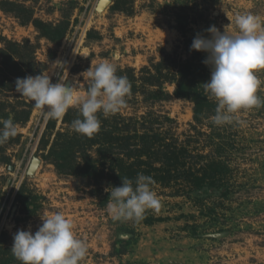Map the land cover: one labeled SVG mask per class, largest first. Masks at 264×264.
Instances as JSON below:
<instances>
[{
	"label": "rangeland",
	"instance_id": "1",
	"mask_svg": "<svg viewBox=\"0 0 264 264\" xmlns=\"http://www.w3.org/2000/svg\"><path fill=\"white\" fill-rule=\"evenodd\" d=\"M98 1L0 0V120L18 126L0 145V264H20L11 253L15 233H35L40 217L54 213L70 219L87 243L82 264H264V105L242 112V123L217 126L210 119L216 102L205 91L199 121L195 103L175 96V80L188 66L204 75L201 86L211 78L207 54L191 50L194 38H210L213 25L234 31L237 14L264 19V0H110L97 11ZM105 60L127 77L131 93L118 114H98L101 128L148 134L154 152L171 144L182 169L194 176L222 162L229 170L221 188L196 191L186 181L154 179L160 210H148L139 223L122 222L107 212L105 189L114 186L108 176L97 186L57 170L53 146L75 140L71 124L79 108L46 120L15 91V81L41 73L53 83L78 80L79 99L89 86L80 74ZM256 75L264 100V70ZM88 150L98 158L96 147ZM33 158L39 165L29 175ZM103 170L108 174L111 165Z\"/></svg>",
	"mask_w": 264,
	"mask_h": 264
},
{
	"label": "clouds",
	"instance_id": "2",
	"mask_svg": "<svg viewBox=\"0 0 264 264\" xmlns=\"http://www.w3.org/2000/svg\"><path fill=\"white\" fill-rule=\"evenodd\" d=\"M210 38L197 35L191 50L207 54L204 63L211 68L210 80L203 84L205 93L216 102L210 118L217 126L230 125L242 112L264 105L257 94L261 80L257 70H264V19L253 14H237L235 30L221 32L214 25L207 29ZM118 60V57H114ZM56 66L63 67L59 61ZM117 65L105 60L81 73L89 86L79 96L80 82L64 80L53 83L50 74L17 78L15 91L33 103L44 119H62L78 106L80 118L73 120L72 130L92 138L101 128L99 115L107 118L126 107L131 84L126 76L117 75ZM0 145L18 133L12 119L0 120ZM151 176L137 174L135 181L124 178L119 187H109L107 212L115 221L139 223L148 210L158 212L161 204L153 190ZM42 224L33 233L18 230L13 236L12 255L20 264H82L88 253L87 243L77 238L73 223L62 213L40 217Z\"/></svg>",
	"mask_w": 264,
	"mask_h": 264
},
{
	"label": "trees",
	"instance_id": "3",
	"mask_svg": "<svg viewBox=\"0 0 264 264\" xmlns=\"http://www.w3.org/2000/svg\"><path fill=\"white\" fill-rule=\"evenodd\" d=\"M37 28L40 29L39 25ZM62 37L63 35L55 42ZM180 77L175 80V96L191 99L195 103V117L196 121H199L202 112L207 107L204 88L201 86L204 75L200 71L192 69L190 65ZM75 134V140L73 139L72 142L61 144L59 147L53 146L55 148L51 154L55 159L56 168L66 175L78 174L89 183L93 182L97 186L102 184L105 176H108L114 183L112 187H119L122 184V179L128 178L135 181L137 174L142 173L151 176L162 184H168L172 181H186L192 183L198 191L204 187L221 188L224 176L229 170L222 162L212 161L205 166L204 174L194 176L188 170L182 169L180 157L171 144H165L161 146L162 149L154 152L155 143L149 144V139L153 137L148 136V134L139 136L136 131L131 133L125 131L123 134L113 135L100 128L99 132L92 138ZM143 140L147 142L143 143ZM93 147H96L95 157L98 158H93L88 152V148ZM115 148L118 150L117 153H113ZM111 154L113 158L108 160ZM181 156L183 155L181 154ZM122 157L130 159V161L127 162ZM156 162L161 165L155 169L153 165ZM107 164L111 165V170L105 174L103 168ZM116 170L118 171L116 172ZM152 222L154 220L151 218L147 220V224Z\"/></svg>",
	"mask_w": 264,
	"mask_h": 264
},
{
	"label": "water",
	"instance_id": "4",
	"mask_svg": "<svg viewBox=\"0 0 264 264\" xmlns=\"http://www.w3.org/2000/svg\"><path fill=\"white\" fill-rule=\"evenodd\" d=\"M109 3L110 0H99L96 7L97 11L99 9H101V11L102 9H105L109 5ZM38 165H39V160L37 158H33L29 164L27 173L31 175L37 169Z\"/></svg>",
	"mask_w": 264,
	"mask_h": 264
},
{
	"label": "bare ground",
	"instance_id": "5",
	"mask_svg": "<svg viewBox=\"0 0 264 264\" xmlns=\"http://www.w3.org/2000/svg\"><path fill=\"white\" fill-rule=\"evenodd\" d=\"M103 3V2H102Z\"/></svg>",
	"mask_w": 264,
	"mask_h": 264
}]
</instances>
